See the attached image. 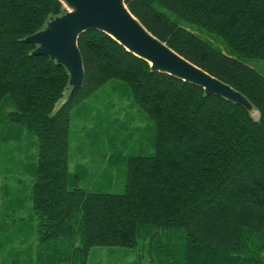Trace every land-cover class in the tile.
Masks as SVG:
<instances>
[{
	"label": "trees",
	"instance_id": "obj_1",
	"mask_svg": "<svg viewBox=\"0 0 264 264\" xmlns=\"http://www.w3.org/2000/svg\"><path fill=\"white\" fill-rule=\"evenodd\" d=\"M126 5L150 33L254 109L154 72L91 31L78 41L84 85L54 113L70 75L32 55L37 46L26 38L66 8L59 0H0V136L7 129L4 141L18 142L24 132L37 138L24 165V201L38 218L31 264H88L95 247L138 246L146 264H264V75L246 62L264 60V0ZM194 28L221 38L231 54ZM113 81L128 88L155 126V152L127 158L122 194L81 188L69 164L73 109ZM17 214L15 229L24 222ZM4 247L0 241V264H15Z\"/></svg>",
	"mask_w": 264,
	"mask_h": 264
},
{
	"label": "rangeland",
	"instance_id": "obj_2",
	"mask_svg": "<svg viewBox=\"0 0 264 264\" xmlns=\"http://www.w3.org/2000/svg\"><path fill=\"white\" fill-rule=\"evenodd\" d=\"M194 30L231 54L221 38L197 28ZM246 62L264 75V60L249 59ZM69 95L70 90L67 89L65 98L57 104L54 113L69 99ZM253 113L258 117V113ZM71 125L70 172L80 175V187L89 191L124 193L127 158L155 152L153 122L119 81L108 83L95 96L74 108ZM1 133L0 241L5 245L3 254L12 263L31 264L30 261L35 260L38 242V218L31 211V203L24 201L29 184L24 165H28L29 155L35 153L33 142L37 138L32 140L24 132L18 142L4 141L2 136H10L11 132L3 129ZM14 212L21 217L20 223L24 219L19 229H15L11 217ZM144 251L142 246L133 249L95 247L88 264H146L148 258L144 257Z\"/></svg>",
	"mask_w": 264,
	"mask_h": 264
},
{
	"label": "water",
	"instance_id": "obj_3",
	"mask_svg": "<svg viewBox=\"0 0 264 264\" xmlns=\"http://www.w3.org/2000/svg\"><path fill=\"white\" fill-rule=\"evenodd\" d=\"M59 1L66 8L65 14L51 17L46 27L26 38V42L37 46L32 55L48 57L68 71L69 99L82 89L85 81L79 38L84 33L98 31L149 63L154 72L193 84L208 96L219 97L253 111V105L242 93L192 64L150 33L131 13L126 0Z\"/></svg>",
	"mask_w": 264,
	"mask_h": 264
}]
</instances>
